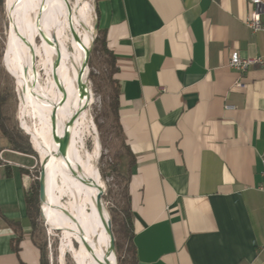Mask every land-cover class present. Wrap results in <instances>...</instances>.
<instances>
[{
	"label": "crops",
	"instance_id": "obj_1",
	"mask_svg": "<svg viewBox=\"0 0 264 264\" xmlns=\"http://www.w3.org/2000/svg\"><path fill=\"white\" fill-rule=\"evenodd\" d=\"M251 8L247 0L96 2L132 161L135 264H264V68L228 66L231 50L264 52V31L244 22ZM0 151L12 161L0 166V264H40L25 201L30 154L1 132Z\"/></svg>",
	"mask_w": 264,
	"mask_h": 264
},
{
	"label": "bare ground",
	"instance_id": "obj_2",
	"mask_svg": "<svg viewBox=\"0 0 264 264\" xmlns=\"http://www.w3.org/2000/svg\"><path fill=\"white\" fill-rule=\"evenodd\" d=\"M9 1L14 7V22L4 55L16 70L10 66L19 98V118L23 122L29 108L39 125L32 129L31 143L47 168L43 174L47 199L42 201V209L45 201L58 211V218H62L58 225L60 252L70 247L75 264H113L105 219L97 202V194L104 192V185L91 163V155L82 156L76 145L79 135L75 122L84 115L81 99L92 97L85 85L84 63L94 36L87 20L90 7L85 0H79L82 22L78 28L67 7L58 6L54 0ZM37 34L44 38L43 51L34 42ZM34 57L40 58L38 65L46 75L43 83L33 66ZM64 132L65 154L60 151ZM63 196H67L65 202ZM71 237L76 239V247Z\"/></svg>",
	"mask_w": 264,
	"mask_h": 264
},
{
	"label": "rangeland",
	"instance_id": "obj_3",
	"mask_svg": "<svg viewBox=\"0 0 264 264\" xmlns=\"http://www.w3.org/2000/svg\"><path fill=\"white\" fill-rule=\"evenodd\" d=\"M54 1L58 6L67 7L72 20L75 23L77 22L76 24L78 28H81L80 23L82 21L80 19L81 15L79 10V0ZM85 1L90 7L87 20L91 27H93V34L96 36V29L94 28V25L96 23L97 0ZM5 4L9 14L11 12V28L14 22V7L9 0H6V3L5 0H3V3L0 5V91L6 94V100L2 107V111L6 116L7 124L10 127L17 128L26 134L31 146L33 147L31 143V132L33 128H39V125L37 123V119L33 116L29 108H27L24 112L23 122L19 118V98L17 97L18 93L16 91L15 79L9 74L10 71L12 72L10 68L11 64L4 55L9 23ZM66 33L70 35L68 29H66ZM34 42L36 45H38L41 51L44 50V38L40 34H37L34 37ZM70 53L72 54L71 49ZM7 56L11 60L8 50ZM35 58L36 61L34 62L33 60V66L37 68V71L40 74L39 80L43 83L46 80V75L41 65H38L40 58ZM6 68L9 72L6 70ZM107 75L108 63L106 62L105 57L100 51H97L93 55L91 51L85 85L92 92V97L89 100L87 98L81 99L84 115L76 119L75 128L79 135L76 145L78 146L81 155L84 157L86 154L91 155V163L95 166L96 172L98 171L102 179V185H104L102 200L105 208L109 212L110 219L111 216H114V221L111 222L112 233L114 231V237V235H118L120 221L117 209L125 201L124 187L127 179V171L124 170L123 165L125 161L129 159V157L127 156L126 148L124 142L122 141V136L118 131L114 120L113 111L111 108L113 87L111 86ZM20 127L22 129L25 128L24 130L27 129L28 131H26L29 134L24 132ZM34 151L36 152L35 155H30V157L21 156L24 159L22 162L25 164V166L27 165L30 168L31 172L36 170L39 174L41 158L35 149ZM115 164L116 168H114ZM34 174H36V172H34ZM66 200L67 196H63L62 201L65 202ZM44 210L51 220L45 215ZM44 210L42 209L43 215L49 227L43 223L39 214L38 233H36V237L39 239V241H46V256L48 258L49 264H70L66 259L65 253L70 254L71 260L73 264H75L73 260L72 249L70 247L66 248L63 253L60 252L61 231L52 229H60L58 225H61L62 218L60 219L57 216H54L49 208H44ZM58 216L60 217L59 214ZM71 239L73 238L71 237Z\"/></svg>",
	"mask_w": 264,
	"mask_h": 264
},
{
	"label": "trees",
	"instance_id": "obj_4",
	"mask_svg": "<svg viewBox=\"0 0 264 264\" xmlns=\"http://www.w3.org/2000/svg\"><path fill=\"white\" fill-rule=\"evenodd\" d=\"M3 3V0H0V5ZM90 45V43L87 45V47ZM85 48V50L87 49ZM84 50V53H85ZM97 51H100L101 54L105 57L106 62L108 63V75L107 78L113 87V95H112V111L115 123L117 125L118 131L120 132L122 136V130L119 124L118 120V87L116 85V82L113 78V73L116 71V64H115V56L112 54V52L107 48L106 42H105V36L104 34L98 30L96 25V36L94 39L93 49H92V55L96 53ZM14 70L15 68L10 65ZM92 75V73H91ZM6 100V94L0 91V132L4 137L7 138L11 149L30 154L35 155V151L33 147L31 146L28 136L18 130L17 128H12L7 124L6 116L4 115L2 111V107ZM123 141V137H122ZM124 142V141H123ZM126 148V146H125ZM126 153L129 157L128 163H127V174L129 173L130 165H132L131 161V155L129 153V150L126 148ZM114 168H116V164L114 165ZM36 172V174H34ZM34 172H31L32 175V182L30 184L29 189L26 192V211L27 214L31 220V225L33 229V239L35 243H37L39 249H40V264H49L48 258L46 256V241L41 240L36 237V233H38V221H39V202H38V173L35 170ZM124 203L118 207L117 211L120 217L119 221V229H118V235H114V245H115V251L117 256L118 264H135L136 258H135V250L132 243V223H131V210H130V202H129V196L127 193L126 184L124 187ZM45 208H49L54 216H58V211L55 207L48 205L44 201ZM114 221V216H111V222ZM114 233V231H113ZM73 238V237H72ZM73 245L75 247L77 246V241L75 238L72 239ZM125 253V254H124ZM66 259L70 264H73L70 254L65 253Z\"/></svg>",
	"mask_w": 264,
	"mask_h": 264
},
{
	"label": "built area",
	"instance_id": "obj_5",
	"mask_svg": "<svg viewBox=\"0 0 264 264\" xmlns=\"http://www.w3.org/2000/svg\"><path fill=\"white\" fill-rule=\"evenodd\" d=\"M252 4V8L246 16L244 22L252 31H264V22L262 15L264 14V0H247ZM260 65L264 68V52L256 56L244 57L238 50H231L229 53L228 66L240 71H246L252 65ZM235 86L244 87L245 84L241 81L235 83ZM229 108L230 106H226ZM12 161L5 158L0 151V166L11 164ZM262 175L264 177V156L262 157ZM259 189L264 192V183L259 186Z\"/></svg>",
	"mask_w": 264,
	"mask_h": 264
},
{
	"label": "water",
	"instance_id": "obj_6",
	"mask_svg": "<svg viewBox=\"0 0 264 264\" xmlns=\"http://www.w3.org/2000/svg\"><path fill=\"white\" fill-rule=\"evenodd\" d=\"M5 3H6V0H5ZM5 6H6V4H5ZM6 12H7L8 21H9V23H8V36H9V31H10V28H11V21H10V14L8 12L7 6H6ZM94 28L96 29V24L94 25ZM8 36H7V41H8ZM94 39H95V36H93L91 45H90V47H89V49L87 51V54H86V58H85V62H84L86 67H88V62H89V59H90V56H91V51H92V48H93ZM7 41H6V44H5L4 54H5L6 47H7ZM35 61H36V58L34 57V62ZM6 70H7V68H6ZM26 72H27V70H26ZM9 74L12 77H14V75L11 74V72H9ZM22 130L24 132H26L27 134H29L26 130H24V129H22ZM66 138H67V134H66V132H64L63 138H62L63 142H62L61 147H60V151L63 154H65V145H66L65 141H66ZM54 140H55V135H54V133H52L51 134V142L53 143ZM46 170H47L46 165H44V164H42V162H40V170H39V174H38V182H39V187H38L39 213H40V217H41V220L43 221V223L49 227V225L46 223V220L44 218L43 211H42V201L47 199L46 187H45V184L43 182V174H44V172ZM102 195H103V192L99 191V193L97 194V202H98V205L100 207L101 213H102V215L104 216V219H105V226H106L105 229H106V234L108 236V243H109V246H110L111 254L113 256V264H118L116 251H115V245H114V237H113V233H112L111 219H110L109 212L107 211V209L104 206V203H103V200H102ZM52 229L61 231L60 229H56V228H52Z\"/></svg>",
	"mask_w": 264,
	"mask_h": 264
}]
</instances>
